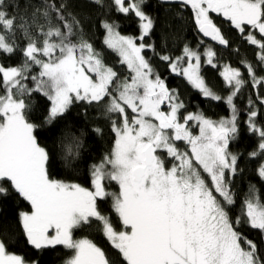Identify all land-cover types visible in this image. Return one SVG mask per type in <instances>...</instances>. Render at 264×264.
Here are the masks:
<instances>
[{
  "label": "snow or ice",
  "instance_id": "snow-or-ice-1",
  "mask_svg": "<svg viewBox=\"0 0 264 264\" xmlns=\"http://www.w3.org/2000/svg\"><path fill=\"white\" fill-rule=\"evenodd\" d=\"M87 2L104 6V0ZM170 2L190 8L198 32L226 47L228 41L212 14L222 18L258 48L257 59L264 66V0ZM111 3L139 20L140 35L135 39L121 35L115 24L101 25L104 46L127 69L123 77L86 38L73 0H28L23 10L18 0H0V54H14L21 34L26 41L19 47L21 63L0 64V197L14 193L30 205V212L19 213L27 244L36 250L63 245L74 253L65 264H264V200L255 185H249L233 215V180L241 169L239 154L230 144L239 136L234 100L245 84L240 70L225 66L221 76L229 92L226 97L216 94L200 75L198 52L185 45L173 60L143 42L154 28L153 19L142 10L146 0ZM146 50L203 97L223 100L230 116L212 120L200 112H186L176 90L154 71ZM204 56L216 67L211 48ZM243 63L252 87L264 85V77L258 78L252 65ZM34 68L38 71L32 75ZM29 78L34 88L24 83ZM32 92L51 102L44 120L49 125L74 103L102 107L114 142L110 153L89 168L92 190L51 178L50 153L38 142V125L25 115L29 105L23 97ZM257 99L264 105V96ZM248 104V131L259 137L257 149L249 153L255 158L264 154V127L256 123L251 99ZM69 127L77 126L69 121L61 125ZM68 137L70 142L63 144L66 163L78 159L84 147L71 132L65 133ZM256 174L264 181V163ZM104 180L115 182L119 192L106 191ZM107 197L122 226L119 231L98 210V198ZM92 220L99 222L116 251L115 262L91 240L73 239V230ZM245 226L258 232L259 244L242 234ZM4 235L0 234V264H27L7 250Z\"/></svg>",
  "mask_w": 264,
  "mask_h": 264
},
{
  "label": "trees",
  "instance_id": "trees-1",
  "mask_svg": "<svg viewBox=\"0 0 264 264\" xmlns=\"http://www.w3.org/2000/svg\"><path fill=\"white\" fill-rule=\"evenodd\" d=\"M18 2L23 10L28 0H18ZM127 2L128 0H126V4ZM73 6L75 11L80 14L86 38L103 53L104 60L108 65L118 71L122 77L127 75V69L119 63V57L104 46L105 30L101 25L104 21L115 24L116 31L121 35L135 39L140 35L138 18L131 12L127 15L118 12L111 0H104L103 7L90 4L87 0H73ZM142 10L154 21L153 30L149 36L144 38L143 42L153 45L155 53L169 55L173 60L182 55L185 45L198 52L201 55L200 75L206 86L216 94L226 97L229 92V88L220 74L221 69L228 66L240 70L245 84L234 100L238 110L239 136L230 144V150L239 154L238 163L241 169L233 180V192L236 197L233 215L238 214L240 203L248 191L249 185H255L258 195L264 200V181H261L256 174L259 164L264 163V154L255 158L249 156L250 152L257 149L259 137L250 133L246 124L249 110L248 101L251 99L252 106L258 113L256 123L258 126L264 127V105H261L257 99L258 96H264V85L252 87L251 78L243 63L246 61L251 64L258 78L264 77V66L257 59L258 48L250 45L237 30L231 28L227 22L215 14H212L214 22L220 27L223 36L228 41L226 47L217 42L204 41L198 35L191 9L181 4H166L162 0H146V3L142 5ZM136 42L140 43L141 41L137 40ZM25 43L23 35L18 36L17 51L11 56L0 54V64L8 67L21 63L23 57L19 47ZM208 48H211L215 53L216 67H212L206 62L204 52ZM144 55L150 60L154 71L165 80L167 86L176 90L181 101L185 104L186 112H200L212 120L230 116L229 108L223 100L215 101L203 97L198 90L188 84L183 76L173 74L168 65L152 51L146 50ZM186 63L185 60L183 66H186ZM37 71L34 68L31 74L35 75ZM24 83L29 88H34L30 78ZM23 98L29 105L25 113L26 118L29 122L38 125L35 130L38 142L50 153L49 173L51 178L78 183L82 187L92 190L89 168L92 164L99 163L105 154L110 153L114 142V134L111 132L109 121L103 115L102 107L83 102L74 103L63 118L49 125L44 123L51 103L47 97L38 92H32L31 95H26ZM163 107L166 111L167 107ZM66 121L74 123L77 127L61 128V125ZM95 128H100L102 132L97 134L93 131ZM192 130L194 133H198V129L193 128ZM67 132L77 136L84 145L80 157L78 159L70 158V163H66L63 159V144L69 143L71 139L70 137L65 139ZM181 147H183L182 143ZM103 183L110 186L108 191L118 193L115 182L103 181ZM97 204L101 214L109 218L117 231L121 230L122 226L118 216L112 209L111 197L103 200L98 198ZM30 211V205L14 193H10L8 197H0V234H5L7 250L20 255L27 261V264H65L74 253L72 250L64 248L63 245L36 250L27 244L19 224V213ZM241 231L249 239L260 243L256 230L245 226ZM73 239H89L101 247L114 262L118 258L116 251L99 230L98 221L92 220L89 225L74 229Z\"/></svg>",
  "mask_w": 264,
  "mask_h": 264
},
{
  "label": "water",
  "instance_id": "water-1",
  "mask_svg": "<svg viewBox=\"0 0 264 264\" xmlns=\"http://www.w3.org/2000/svg\"><path fill=\"white\" fill-rule=\"evenodd\" d=\"M198 32V30H197ZM198 35L206 42L215 43V41L211 40L209 37H204L201 33L198 32Z\"/></svg>",
  "mask_w": 264,
  "mask_h": 264
},
{
  "label": "rangeland",
  "instance_id": "rangeland-1",
  "mask_svg": "<svg viewBox=\"0 0 264 264\" xmlns=\"http://www.w3.org/2000/svg\"><path fill=\"white\" fill-rule=\"evenodd\" d=\"M224 69V68H223ZM223 69H221V71H220V74H221V72L223 71ZM223 78V77H222ZM197 90V89H196ZM104 181H108L109 182V180H104ZM107 184V183H106ZM104 186H105V189H106V191H108L109 189H110V186H107V185H105L104 184ZM108 192H110V191H108ZM116 192H119V187H118V185H117V191Z\"/></svg>",
  "mask_w": 264,
  "mask_h": 264
},
{
  "label": "flooded vegetation",
  "instance_id": "flooded-vegetation-1",
  "mask_svg": "<svg viewBox=\"0 0 264 264\" xmlns=\"http://www.w3.org/2000/svg\"><path fill=\"white\" fill-rule=\"evenodd\" d=\"M163 3H166V4H179V3H174V2H170V0H162Z\"/></svg>",
  "mask_w": 264,
  "mask_h": 264
}]
</instances>
